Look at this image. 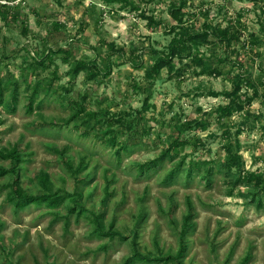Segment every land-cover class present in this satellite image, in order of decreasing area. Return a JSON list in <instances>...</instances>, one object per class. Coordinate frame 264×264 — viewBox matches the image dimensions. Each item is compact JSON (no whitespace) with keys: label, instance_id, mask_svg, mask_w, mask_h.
<instances>
[{"label":"rangeland","instance_id":"1","mask_svg":"<svg viewBox=\"0 0 264 264\" xmlns=\"http://www.w3.org/2000/svg\"><path fill=\"white\" fill-rule=\"evenodd\" d=\"M184 1L193 28L232 25L241 34L235 48L262 97L232 116L219 110L229 98L211 92L231 90L244 69L221 62L228 52L219 43L202 44L194 55L221 75L202 72L187 56L174 59L173 74L165 68L157 78L146 79V69L169 51L175 36L170 8ZM128 2L0 0V71L5 80L21 84L15 111L0 103V150L18 148L23 154L18 177L24 190L71 195L57 208L31 204L18 209L5 187L13 177H1L0 264H125L136 233L143 252L177 254L189 204L195 226L188 230L182 264H241L247 256L248 264H264V207L252 198V185L232 187L218 172L207 184L199 176L187 178L183 169L165 182L185 156L183 166L190 160L221 163L225 144L237 132L247 170L264 173V0ZM137 4L140 9H132ZM144 15L162 23L150 26ZM50 49L65 52L47 67L37 66ZM80 60L110 61L112 73L90 79L82 71L74 78L71 68ZM36 85L29 112L28 97ZM246 92L252 96L254 88L244 83L241 94ZM83 99L87 111L73 118L79 108L75 102ZM89 113L101 122L86 126ZM205 114H210L207 127L185 125ZM56 121L61 124H51ZM111 135L118 145L108 141ZM177 137L189 143L173 150V159L166 157L139 174L138 167L161 157ZM122 142L130 150L118 162ZM7 163L0 158V164ZM107 186L111 195L105 201ZM74 204L103 212L107 227L113 224L129 239L95 234L91 219L75 213L67 222Z\"/></svg>","mask_w":264,"mask_h":264},{"label":"trees","instance_id":"2","mask_svg":"<svg viewBox=\"0 0 264 264\" xmlns=\"http://www.w3.org/2000/svg\"><path fill=\"white\" fill-rule=\"evenodd\" d=\"M116 1V0H115ZM122 1L125 4L129 3V0H118ZM134 4V3H133ZM170 8V15L173 20L177 23L171 26L170 31L175 32V36L170 42L168 52H162L154 64L146 69V79L153 80L157 78L161 71L165 68L168 69V72L173 74L176 70V66L174 64V59L179 58L183 59L185 57H190L192 59V63L196 64L198 67H202V72L210 73V74H222V70L217 67H212L205 63V60L202 56L194 55V50H197L202 44H211V43H219L221 47L225 49L227 53L224 59L221 58V62L224 64L228 63L233 67H240L242 70L237 74L236 79L233 81V87L231 90H225L223 92H211L213 95H225L229 98L230 102L226 106H221L219 108L221 115L224 116H232L235 111L243 110L246 104H251L254 99L258 97H262L259 91V87L252 78L251 72L249 70H245V65L243 64V60L240 57V50L235 48L236 44L241 39V34L238 30L234 29L232 25H227L225 27L222 26H213L212 24H205L201 29L193 28V25L188 24V20H186L187 13L184 11L186 7V2H182L180 6L172 5ZM132 9H140V6L137 4L132 6ZM148 19V23L150 26L153 24H161L162 22H158L152 16H145ZM214 40V41H213ZM59 51L65 52L64 49L54 50L50 49L49 53L44 54L41 59H37V66L47 67L48 63H53L55 61V56ZM233 53V54H232ZM236 54L235 58L233 55ZM139 56H134L133 59H137ZM109 60V59H107ZM2 58L0 59V62ZM65 61L69 62V56L65 57ZM227 61V62H226ZM137 64H135L136 66ZM82 71L88 72L90 79H95L98 75L104 74L109 75L112 73V64L111 62H104L103 65H100L95 60L85 61L80 60L75 63L71 68V74L74 78H76ZM247 83L251 87L254 88V93L252 96L249 93L241 94L243 84ZM264 85V76L261 81ZM21 87V84L16 80H5L0 71V103H8L11 106V110L15 111L17 102H18V91ZM33 94L28 97V111L34 110V103L36 101V96L39 91V87L33 86ZM11 92V95L6 99L8 93ZM149 97H146V105L148 104ZM76 105L79 108L74 112L73 118H79L83 113L87 110L85 105V100L76 101ZM207 116L196 118L189 120L185 123L189 128L198 127L204 128L208 126V115ZM65 122V121H64ZM84 124L88 127H92L95 122L100 123L101 120L96 117L94 113H89L87 117L83 120ZM54 126L60 125V121L52 122ZM63 124V123H62ZM228 130V129H227ZM226 130V131H227ZM229 131V130H228ZM230 132V131H229ZM239 132L235 133L234 138L228 140L225 144L226 156L221 161V163L215 165L214 161L208 160H199L194 161L190 160L187 163V166H183L186 164V156L182 158L180 162H178L174 168L166 175L165 182L174 181L180 171L182 170L185 173L187 178H192L194 176H199L201 179H204L207 184H211L213 181L214 174L216 172L222 174L226 179V182L232 187L238 185H252L254 187V192L251 194L255 203L258 207H264V173L259 174L256 171H249L246 168L245 157L242 153V143L240 140ZM115 135H111L108 138V141L112 145H118V141ZM189 143L188 140H181L177 137L172 143L171 147L163 152L161 157L151 160L145 165H141L139 168V174L144 173L147 170H151L158 165L159 162L163 161L166 157L173 159L175 154H173V150L176 148L183 147ZM129 146L127 143L121 144L116 151V159L118 162H121L124 157V152L129 151ZM0 158L6 159L8 161L7 164H0V178L12 176L13 179L10 180L5 187L9 188L8 196L9 200H12L18 209H24L31 204L36 205H47L50 208H57L63 204L67 197H70L68 192L63 190H56L55 192L47 191L41 194H32L24 190L19 184V173L22 169L21 163L23 162V154L19 151L18 148H12L10 150H0ZM87 166L83 164V167ZM82 168V167H80ZM78 168V171L81 169ZM90 176H86L85 179L88 180ZM109 185V184H108ZM82 195V193L80 192ZM111 195L109 190V186L106 187V199ZM82 197V196H80ZM189 212L184 217L183 228L181 230L180 237V250L177 254H160L154 255L152 253H145L141 250L139 241L137 239L138 234L136 233L131 241L132 245V254L126 260L125 264H135L138 262H147V263H160L162 264H182L183 254L187 249V241L186 236L188 234V230L192 229L195 224L193 223V211L192 204H189ZM76 214L77 218L81 216H85L90 218L94 224V233L100 236L107 235L110 238L120 237L121 239H129V236L124 235L122 232L115 230L114 225L111 224L110 227H107L106 222L104 220L103 212H93L86 208V206H78V204H74L69 208V214L65 217L67 222L72 214ZM143 217V215H142ZM141 218V217H140ZM250 260V256H247L241 264H248Z\"/></svg>","mask_w":264,"mask_h":264}]
</instances>
